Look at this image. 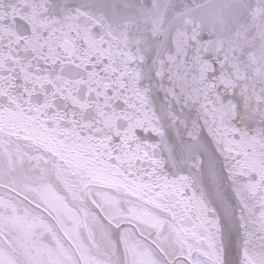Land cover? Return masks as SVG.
Segmentation results:
<instances>
[{
    "label": "snow or ice",
    "instance_id": "6c2138e0",
    "mask_svg": "<svg viewBox=\"0 0 264 264\" xmlns=\"http://www.w3.org/2000/svg\"><path fill=\"white\" fill-rule=\"evenodd\" d=\"M0 264H264V0H0Z\"/></svg>",
    "mask_w": 264,
    "mask_h": 264
}]
</instances>
